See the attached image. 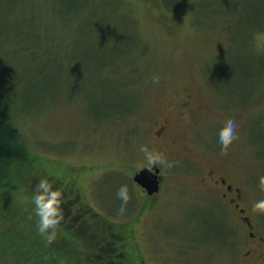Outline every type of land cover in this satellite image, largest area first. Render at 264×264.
Masks as SVG:
<instances>
[{
	"label": "rangeland",
	"instance_id": "obj_1",
	"mask_svg": "<svg viewBox=\"0 0 264 264\" xmlns=\"http://www.w3.org/2000/svg\"><path fill=\"white\" fill-rule=\"evenodd\" d=\"M100 1L0 0V89L10 95L32 159L22 171L27 180L1 197L13 221L0 218V264H35L38 252L49 264H70L81 255L80 238L68 256L63 242L80 234V216L76 235L60 224L48 245L36 228L31 194L45 174L69 185L66 204L80 200L69 213L63 204L66 219L85 202L109 221L130 224L129 246L142 264H231L243 228L204 177L207 170L223 173L244 201L264 199V29L255 34L247 20L264 10V0H219L248 5L231 30L208 24L209 16L196 20L197 0H179L176 8L178 0H108L101 13L123 14L125 35L139 42L129 52L123 41L109 42L97 53L102 28L87 26L84 15ZM56 55L63 58L58 65ZM15 69L20 77L6 87L5 72ZM184 97L197 104V118L174 127V144L157 142L153 121ZM229 121L239 136L221 155L212 141ZM141 144L174 156L172 167L162 166L153 205L132 178L144 165ZM122 183L131 198L120 214ZM253 220L264 228V213Z\"/></svg>",
	"mask_w": 264,
	"mask_h": 264
},
{
	"label": "trees",
	"instance_id": "obj_2",
	"mask_svg": "<svg viewBox=\"0 0 264 264\" xmlns=\"http://www.w3.org/2000/svg\"><path fill=\"white\" fill-rule=\"evenodd\" d=\"M87 3L85 4L83 2L81 4L82 8L87 5ZM106 3H108V0H101L96 6H88L86 14L84 15L88 23L87 26L102 28L101 32L103 34L95 37V51L97 53H102V51H104L109 42H112V44H116L118 41H123L126 45L124 50L126 52H129L131 51L132 46L137 44L139 40L132 39L125 35L128 31L126 32V30L123 29L125 24L123 21L122 13V15H120V19L118 17H113L109 16L108 14L101 13L103 8L107 6ZM178 3L179 0L177 1L176 5H173L172 7L176 8ZM262 3H264V1H262ZM246 6L248 5L245 4L243 1H238V3L232 1L229 4H226L219 0H210L209 2L206 0H197L193 17L196 20H199L209 16V19L207 20L208 24L214 25V23L221 24L222 22L221 25L223 26V28H229L231 30V28H235V26H237L236 21L239 20V13L243 10V8L245 9ZM172 7L168 6L167 8L171 9ZM93 13L98 16L94 15ZM247 20L248 23L253 26L254 29H252L255 30V34H258V32L264 29V10H257L256 16L253 17L251 20ZM128 21L129 20H127V23ZM199 22L202 21L199 20ZM28 50L31 51L28 52L29 54L27 53L29 56H31L35 51L34 47ZM257 55L259 61L261 60L260 63L262 64V56L259 53ZM62 59V56L56 55V57L53 58L52 62L58 65V62H60ZM80 59L84 58L81 57ZM101 65L102 64H99V66ZM1 66L2 60L0 58V67ZM17 70L15 71V74L11 71L8 73L7 71L5 72L7 75L5 74L6 81L3 85H10V83H12V81L16 77H20L18 74L19 71ZM245 70L247 71V68ZM45 71L46 69L44 67L42 69V72L39 73V76L43 75ZM243 71L244 70H242L241 73L244 75ZM259 76H261V73L259 74ZM3 87L4 86H2V88ZM10 99L11 98L9 93L4 89H0V190L2 192L0 193L1 202L4 201L1 198L2 196H7L8 194H11L13 191H15L17 187L16 181L18 179H20L21 181L27 180V177L22 174V171L24 170L25 166L31 163L32 160L30 156L31 154L26 148L25 144L20 139L19 130L14 124L12 111L13 107L11 106ZM57 183L59 185L61 184L60 181H57ZM68 186L69 185L67 184L64 187L68 188ZM66 195H69L68 192H66ZM71 198V203H64L65 207H68L66 208L68 213L73 208L72 205L76 204V200L80 201L78 199V196H76L75 198ZM79 203L80 204L76 206V211H78L77 215L75 214V216H71L68 219L64 217V219L61 221V225L65 227L68 234L70 232L71 235H76L74 224H76L77 221L75 219L79 220V217L77 216H80L81 219L79 223V227L81 229L80 234L76 235L77 237H73L72 235L71 237H73L74 239L67 238V240L63 241L64 245H67L65 253L66 256H68V250H70V248H74L76 246L75 243H79V238L84 244V247H81L79 249L81 251V253L79 254L81 255H72L71 257H73V261L70 264H142V261L140 259L138 260L136 254H133L132 252V250L135 249L134 245H131L130 243L129 246V242L133 236V229L130 224L109 221L106 217H104L97 211L92 210L89 204L85 202ZM11 206L15 205L12 204ZM8 209L9 208L7 207L6 209H4V206L2 204L0 205V218L4 216L7 221L10 220L12 222L13 214H3V211L6 212ZM223 236L224 235L222 234L221 238ZM88 246L89 248L86 250V247ZM44 256V253L38 252L37 254H34L32 258L34 259L33 262L35 264H49L47 263V260L44 258Z\"/></svg>",
	"mask_w": 264,
	"mask_h": 264
},
{
	"label": "flooded vegetation",
	"instance_id": "obj_3",
	"mask_svg": "<svg viewBox=\"0 0 264 264\" xmlns=\"http://www.w3.org/2000/svg\"><path fill=\"white\" fill-rule=\"evenodd\" d=\"M198 106L189 97H184L179 102H172L157 117L151 126V136L157 142L174 144V127L191 124L197 118ZM187 114V117L186 115ZM176 138V136H175ZM167 154V152H165ZM168 158L174 157L167 154ZM145 164L141 167L144 168ZM159 190L152 194L146 193L147 202L153 205L156 194L163 184L162 166L158 165ZM153 171L154 169L151 168ZM204 179H209L222 203L231 206L237 215V221L243 228V233L238 239L235 255L230 260L231 264H264V228L258 229L253 220L254 212L252 203L244 201L239 188L229 182L223 173L207 170ZM258 221V219H256ZM263 223V222H261Z\"/></svg>",
	"mask_w": 264,
	"mask_h": 264
},
{
	"label": "clouds",
	"instance_id": "obj_4",
	"mask_svg": "<svg viewBox=\"0 0 264 264\" xmlns=\"http://www.w3.org/2000/svg\"><path fill=\"white\" fill-rule=\"evenodd\" d=\"M157 80V76H153ZM187 117V114H185ZM239 136L238 125L234 122H226L221 130L213 138V146L221 155L228 151L229 146ZM139 151L143 154L146 168L154 166L172 167L173 162L168 159L164 151L150 148L147 144H141ZM264 182V177H261ZM116 196L121 200L118 209L120 214L126 211V205L129 201L130 192L127 183H122L116 190ZM31 201L34 205L33 212L38 218L36 228L44 237L45 245L51 244L57 237V230L64 219L63 204L66 201V192L62 185L57 184L55 178H50L45 174L40 176L38 182L34 185L31 194ZM251 208L254 212L264 213V199H258L252 202Z\"/></svg>",
	"mask_w": 264,
	"mask_h": 264
},
{
	"label": "water",
	"instance_id": "obj_5",
	"mask_svg": "<svg viewBox=\"0 0 264 264\" xmlns=\"http://www.w3.org/2000/svg\"><path fill=\"white\" fill-rule=\"evenodd\" d=\"M151 168H141L133 175V180L138 183L148 194H152L159 190V167L154 166Z\"/></svg>",
	"mask_w": 264,
	"mask_h": 264
}]
</instances>
